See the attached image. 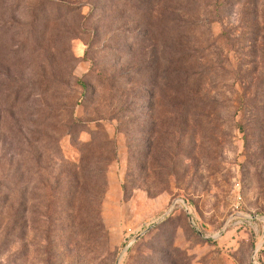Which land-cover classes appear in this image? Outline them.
<instances>
[{
  "label": "rangeland",
  "instance_id": "1",
  "mask_svg": "<svg viewBox=\"0 0 264 264\" xmlns=\"http://www.w3.org/2000/svg\"><path fill=\"white\" fill-rule=\"evenodd\" d=\"M263 235L264 0H0V264H254Z\"/></svg>",
  "mask_w": 264,
  "mask_h": 264
},
{
  "label": "built area",
  "instance_id": "2",
  "mask_svg": "<svg viewBox=\"0 0 264 264\" xmlns=\"http://www.w3.org/2000/svg\"><path fill=\"white\" fill-rule=\"evenodd\" d=\"M240 208H241V199L238 198L237 203L235 205V210L237 211V213L240 210ZM263 245H264V241H263ZM254 264H264V246L261 252L259 253V255L257 256V258L255 259Z\"/></svg>",
  "mask_w": 264,
  "mask_h": 264
},
{
  "label": "water",
  "instance_id": "3",
  "mask_svg": "<svg viewBox=\"0 0 264 264\" xmlns=\"http://www.w3.org/2000/svg\"><path fill=\"white\" fill-rule=\"evenodd\" d=\"M174 207H175V204H174V206H173V208L171 209V212L173 211V209H174ZM139 238H137V239H135L130 245H129V247L127 248V250H129L136 242H137V240H138ZM263 242H262V244H260V245H258L257 247H256V250H255V252H254V254H253V257H252V261H253V263H254V261H255V259L257 258V256L259 255V253L261 252V250L263 249Z\"/></svg>",
  "mask_w": 264,
  "mask_h": 264
}]
</instances>
